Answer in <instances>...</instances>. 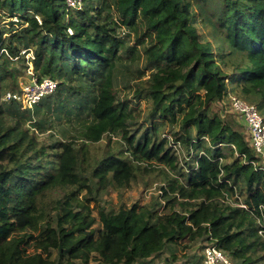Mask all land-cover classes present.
I'll use <instances>...</instances> for the list:
<instances>
[{
  "label": "trees",
  "instance_id": "obj_1",
  "mask_svg": "<svg viewBox=\"0 0 264 264\" xmlns=\"http://www.w3.org/2000/svg\"><path fill=\"white\" fill-rule=\"evenodd\" d=\"M3 16L20 27L0 28V264L171 263L200 241L264 264V172L221 104L231 83L264 106V0H0ZM17 63L56 93L27 111L6 100L21 91ZM128 88L150 107L141 123ZM73 106L75 133L42 141ZM151 173L155 203L97 207Z\"/></svg>",
  "mask_w": 264,
  "mask_h": 264
},
{
  "label": "rangeland",
  "instance_id": "obj_2",
  "mask_svg": "<svg viewBox=\"0 0 264 264\" xmlns=\"http://www.w3.org/2000/svg\"><path fill=\"white\" fill-rule=\"evenodd\" d=\"M12 22L16 26L19 25L18 23L16 24V22L11 20L10 17H7V16L4 17L3 16V18L0 21V28L9 29L12 27L10 25V23H12ZM17 27H20V26H17ZM123 34H124V32H123ZM131 41H132L131 43H134L133 37L131 38ZM24 53H25V51H22V54H24ZM29 54L31 55V52H28L25 54L26 59L30 58ZM142 65L144 66V63ZM142 65L140 64V67ZM17 66L19 67V69H20L19 71L21 72L19 75L20 85L28 83L30 80V75H29L30 64H29L28 69H24L20 63H17ZM148 75H149V72L146 73V76H148ZM54 94H52L51 96H53ZM121 95L127 96L128 99L130 100V102L132 103L131 109H132L133 113L138 116V119H137L138 123H141L142 121H144L148 112H149V109H150V107L146 103V101L135 100L134 96H133V91L130 88L121 89ZM230 95L237 96V97L241 98L242 100H244L248 103H251V101L244 99L239 94L237 89L235 87H233L231 83H229L228 97H226L221 104L224 105L226 113L231 114L230 117H234V119L237 122H239L238 124L240 125L241 129L243 130V129H245V127H244L245 125L242 122V120L240 119V117L233 112L232 107H231L232 106L231 100L229 99ZM78 98L79 97L76 96L74 99L76 100ZM45 99L46 98H44L43 101ZM254 104L258 107L261 115L264 117V106L262 104H259V103H254ZM20 105H21L22 111L28 110V109H24V107H22L23 105L21 103H20ZM72 110H74L75 112L71 113V116H69V118L66 116L65 113H62L63 118L54 124V128L52 130L47 131L44 134H40V139L42 141H45V142L51 143V144L56 139L57 140H63L64 137L61 134V132H62V129H64V128H66L68 130V132L71 133V135L74 134L75 129H77V122L74 120L78 117L76 113H78L79 109L77 108V106H73ZM43 111L44 112L41 115H43V114L46 115V113H45L46 110H43ZM65 111H67V109ZM36 119H37V117H36ZM161 134L163 135L164 138H165V135H168V134L172 135L170 127L168 125L165 126V128L161 132ZM51 135H54L55 138L52 139ZM248 138H249V135H248ZM104 145H105V143L102 142V143L98 144V147H103ZM110 146H111V148H113L115 146L114 139L111 142ZM186 151L187 150H184V153H183L184 156H182L183 158L185 157V155H187ZM151 174H152L151 176L146 175V174L145 175H139L137 178V181L133 183L132 188L130 190H126L123 192H117L114 189H112L111 187H109L107 191H104L100 195L96 196L98 199L97 207H103L107 211L116 212L121 207L129 209L135 204L140 205V206H146V205L151 204L152 202L155 203V198H157L160 195V191L158 188V183H155V179H154L155 173H151ZM94 191H96L95 187H94ZM95 195H97V194H95ZM160 202L163 206L164 205L163 201L161 200ZM93 206H95L94 203L91 204V207H93ZM161 210H162V207L160 208L159 211H161ZM94 216L97 217V211H94ZM95 228H98V226H95ZM206 245H207V242L200 241V242H197L195 244L190 245L189 248L186 249L185 251L183 250V247H180L177 250L176 259L175 260L173 259V261L172 262L170 261V262L174 263V264H204L203 254H204V249H205ZM167 259L171 260L172 257L169 253H164L159 258H154L153 260H150V262H145V263H140V264H157L159 261H161V260L165 261ZM94 262L95 261H91L90 263H94ZM57 264H61V263L58 262ZM76 264H82V263L77 262Z\"/></svg>",
  "mask_w": 264,
  "mask_h": 264
},
{
  "label": "built area",
  "instance_id": "obj_3",
  "mask_svg": "<svg viewBox=\"0 0 264 264\" xmlns=\"http://www.w3.org/2000/svg\"><path fill=\"white\" fill-rule=\"evenodd\" d=\"M67 5L70 8L80 9L82 7V0H66ZM16 24H19V18H11ZM13 23V22H12ZM24 25L23 27H25ZM70 34H73L69 30ZM30 58L33 59V55L29 54ZM30 80L26 84H21L20 92H8L5 99L14 100L21 103L24 109H32L35 105L39 104L44 98L51 96L57 91L58 82L51 78H43L39 80L33 71V65L30 63L29 69ZM232 110L237 114L242 122L244 123L248 133L250 144L259 157V161H253L252 165L256 171L264 172V117L261 115L258 107L253 103H248L241 98L230 95ZM169 144L179 153L181 145L179 142H175L171 135H165ZM241 208L248 209V207L239 199L237 203ZM259 210L264 217V207L260 206ZM261 222L260 234L264 235V221ZM204 264H233L231 258L221 249L217 248L213 244H207L203 254ZM90 264H101V263H90ZM157 264H174L165 261H159Z\"/></svg>",
  "mask_w": 264,
  "mask_h": 264
}]
</instances>
